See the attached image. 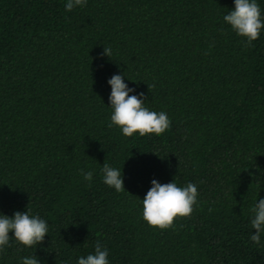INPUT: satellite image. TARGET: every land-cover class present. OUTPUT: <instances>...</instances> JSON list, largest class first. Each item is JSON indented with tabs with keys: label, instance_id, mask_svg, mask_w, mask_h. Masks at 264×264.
Returning a JSON list of instances; mask_svg holds the SVG:
<instances>
[{
	"label": "trees",
	"instance_id": "16d2710c",
	"mask_svg": "<svg viewBox=\"0 0 264 264\" xmlns=\"http://www.w3.org/2000/svg\"><path fill=\"white\" fill-rule=\"evenodd\" d=\"M67 2L0 0V215L28 211L49 228L32 247L10 232L0 264H77L97 241L109 264H264V234L251 240L264 199V28L248 45L223 19L234 0ZM115 74L167 113L168 130L109 127ZM104 163L125 191L103 182ZM153 179L196 184L191 216L150 226Z\"/></svg>",
	"mask_w": 264,
	"mask_h": 264
},
{
	"label": "clouds",
	"instance_id": "9594fccd",
	"mask_svg": "<svg viewBox=\"0 0 264 264\" xmlns=\"http://www.w3.org/2000/svg\"><path fill=\"white\" fill-rule=\"evenodd\" d=\"M235 9L228 12L223 19L241 37H245L247 44L251 45L258 39L261 29L264 28L262 12L256 0H234ZM87 0H68L65 5L67 11H72L77 6H85ZM111 57L110 47H104V53ZM108 84L111 86L109 100L112 108L111 123L118 126L122 133L131 137L134 133L140 136L148 134L161 135L170 128L171 120L167 113L150 111L144 107L141 97L144 93L129 95L135 92L124 82V77L113 75ZM153 86H149V89ZM103 182L117 192L125 191L124 178L120 170L104 163L102 168ZM81 175L85 180L91 181L93 172H84ZM152 187L143 198V218L152 227L159 229L172 228L177 217H189L193 212V206L198 204V188L196 184L188 183L181 188L176 182L161 184L156 179L152 180ZM253 218L251 227L255 233L251 240L255 244L261 243V235L264 234V199H259L251 208ZM10 232H14V238L27 247L41 244L49 233L48 224L40 216H31L28 211L15 212L13 217L0 215V252L10 244ZM109 252L102 248L99 241L95 245V253L80 256L77 264H109ZM22 264H40L36 256L25 257Z\"/></svg>",
	"mask_w": 264,
	"mask_h": 264
}]
</instances>
